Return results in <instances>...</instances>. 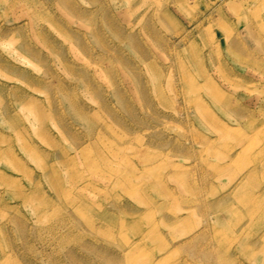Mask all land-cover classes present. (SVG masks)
<instances>
[{
	"label": "rangeland",
	"instance_id": "rangeland-1",
	"mask_svg": "<svg viewBox=\"0 0 264 264\" xmlns=\"http://www.w3.org/2000/svg\"><path fill=\"white\" fill-rule=\"evenodd\" d=\"M0 264H264V0H0Z\"/></svg>",
	"mask_w": 264,
	"mask_h": 264
}]
</instances>
